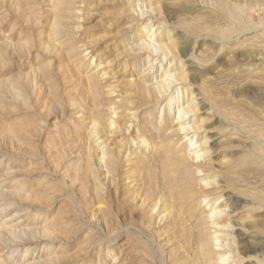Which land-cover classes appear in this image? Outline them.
Instances as JSON below:
<instances>
[{
	"label": "rangeland",
	"instance_id": "374dc122",
	"mask_svg": "<svg viewBox=\"0 0 264 264\" xmlns=\"http://www.w3.org/2000/svg\"><path fill=\"white\" fill-rule=\"evenodd\" d=\"M0 264H264V0H0Z\"/></svg>",
	"mask_w": 264,
	"mask_h": 264
}]
</instances>
